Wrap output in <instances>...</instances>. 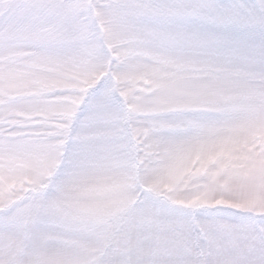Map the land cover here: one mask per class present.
<instances>
[{"label": "snow or ice", "instance_id": "snow-or-ice-1", "mask_svg": "<svg viewBox=\"0 0 264 264\" xmlns=\"http://www.w3.org/2000/svg\"><path fill=\"white\" fill-rule=\"evenodd\" d=\"M0 264H264V0H0Z\"/></svg>", "mask_w": 264, "mask_h": 264}]
</instances>
